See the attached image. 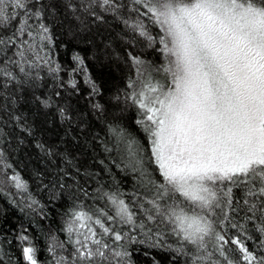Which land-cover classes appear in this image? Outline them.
Segmentation results:
<instances>
[{
    "label": "snow or ice",
    "instance_id": "6c2138e0",
    "mask_svg": "<svg viewBox=\"0 0 264 264\" xmlns=\"http://www.w3.org/2000/svg\"><path fill=\"white\" fill-rule=\"evenodd\" d=\"M132 4L133 11L147 16L163 33L158 42L166 65L155 66L128 52L134 76L129 77L123 103L136 109L135 124L146 143L138 142L119 123L122 117L111 118L109 131L124 145L147 195L142 202L134 201L141 209L139 215L116 192L105 193L114 216L101 212L93 218L79 206L69 208L63 229L67 240L51 238L49 264H129L125 242L165 253L149 264H264V252L251 250L246 243L251 237L234 215L243 211L245 220L259 217L255 231L264 249V0H132ZM122 7L118 0H80L79 4L0 0V56L5 57L0 60V78L18 79L9 65L31 77L35 65L27 62L26 52L35 53L37 41L51 43L50 29L43 21L61 8L71 10L76 20L83 13L94 22H104L101 13H111L150 45L154 43L143 23L130 22L120 14ZM12 49L19 59L6 56ZM73 59L85 73L89 96L99 95L83 59L78 55ZM161 73L169 78L167 83L156 78ZM71 87L79 91L75 81ZM93 108L103 111L100 103ZM60 116L66 117L64 109ZM145 158L155 165L158 179L144 167ZM7 181L18 193L27 192V183L18 173ZM236 189L241 191L239 197ZM27 199L28 208L38 203L31 196ZM101 216L121 225L120 229L105 226ZM229 227L236 234L224 231ZM15 239L25 264H38L28 235L22 231ZM66 243L71 252L58 254L57 249L67 252ZM144 255H150L147 249Z\"/></svg>",
    "mask_w": 264,
    "mask_h": 264
},
{
    "label": "trees",
    "instance_id": "16d2710c",
    "mask_svg": "<svg viewBox=\"0 0 264 264\" xmlns=\"http://www.w3.org/2000/svg\"><path fill=\"white\" fill-rule=\"evenodd\" d=\"M74 2L79 4L80 0ZM118 2L123 5L120 14L130 21L133 17L140 19L155 38L154 43L150 45L111 13H101L105 16L104 22H94L83 13H78L81 19L76 20L71 10L61 8L43 21L50 29L51 43L37 41L36 52H26L27 62L35 65L30 69L31 77H25L18 68L9 65L18 79L8 82L0 78V181H3L0 184L3 188L0 191V264H25L15 239L22 231L37 250L38 264H49L51 238L67 240L63 229L69 219L66 215L69 208L79 206L93 218L101 212L115 215L105 193L123 194L121 198L133 206L132 210L138 215L141 212L134 204V201L142 202L147 195L140 183V174L133 170L124 145L118 144L109 128L112 117H122L119 123L138 142L146 143L135 124L136 109L123 103L124 94L129 91V77L134 76L127 54L132 52L158 67L166 65V58L158 42L163 34L159 26L133 11L132 0ZM96 11L100 13L98 8ZM14 52L12 49L6 56L19 59ZM77 55L83 59L87 75L99 86V95L89 96L85 73L73 59ZM24 66L27 68V64ZM156 78L162 83L169 79L163 73ZM72 81L79 91L71 87ZM96 103L103 106V111L93 108ZM61 109L65 110L66 117L60 116ZM38 144L44 145L43 150ZM144 167L158 179L155 165L149 164L146 158ZM17 173L27 183L25 193H18L7 181L8 176ZM61 183L65 185L63 188ZM234 191L237 197L241 195L239 189ZM29 196L38 202L32 208L26 207ZM234 215L235 222L244 224L246 234L251 237L246 241L251 250L257 254L264 252L257 239L260 234L255 231L261 223L259 217L245 220L243 211ZM100 218L105 226L117 230L121 227L107 221L106 216ZM93 228L102 235L96 225ZM224 231L229 236L236 234L230 227ZM103 238L112 243L108 237ZM141 238L138 236V240ZM125 243L130 253L129 264H149L153 257L160 259L165 255L160 249H148L146 244ZM65 248L67 252L57 249V253L71 252L70 244L66 243ZM146 249L150 253L147 257Z\"/></svg>",
    "mask_w": 264,
    "mask_h": 264
},
{
    "label": "rangeland",
    "instance_id": "374dc122",
    "mask_svg": "<svg viewBox=\"0 0 264 264\" xmlns=\"http://www.w3.org/2000/svg\"><path fill=\"white\" fill-rule=\"evenodd\" d=\"M100 11V10H99ZM102 14H106V13H102ZM130 21V20H129ZM133 21H135V22H139V23H142V21L140 20V19H138V18H136V17H133V20L132 21H130V22H133ZM143 39H145L144 37H142ZM146 40V39H145ZM147 41V40H146Z\"/></svg>",
    "mask_w": 264,
    "mask_h": 264
}]
</instances>
